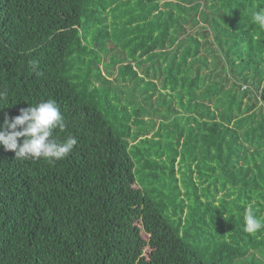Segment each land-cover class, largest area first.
Returning a JSON list of instances; mask_svg holds the SVG:
<instances>
[{
	"label": "trees",
	"instance_id": "16d2710c",
	"mask_svg": "<svg viewBox=\"0 0 264 264\" xmlns=\"http://www.w3.org/2000/svg\"><path fill=\"white\" fill-rule=\"evenodd\" d=\"M261 8L0 0V130L52 99L77 139L52 165L0 145V264H264Z\"/></svg>",
	"mask_w": 264,
	"mask_h": 264
},
{
	"label": "clouds",
	"instance_id": "9594fccd",
	"mask_svg": "<svg viewBox=\"0 0 264 264\" xmlns=\"http://www.w3.org/2000/svg\"><path fill=\"white\" fill-rule=\"evenodd\" d=\"M252 18L264 28V8L253 12ZM32 64L35 69L37 62L33 61ZM65 129V119L55 100H42L21 109L20 115L14 119L5 115L3 128L0 130V145L6 151L15 152L16 159L38 161L43 158L52 165L67 158L77 144V139L72 136L58 141L56 131L63 132ZM21 138L22 143H18ZM243 220L245 232L253 236L257 233L264 235V216L255 215L250 205L246 207Z\"/></svg>",
	"mask_w": 264,
	"mask_h": 264
},
{
	"label": "rangeland",
	"instance_id": "374dc122",
	"mask_svg": "<svg viewBox=\"0 0 264 264\" xmlns=\"http://www.w3.org/2000/svg\"><path fill=\"white\" fill-rule=\"evenodd\" d=\"M251 87L253 88V84L251 85ZM245 88V87H244ZM247 102V99L245 100ZM159 124V122H157V125Z\"/></svg>",
	"mask_w": 264,
	"mask_h": 264
}]
</instances>
